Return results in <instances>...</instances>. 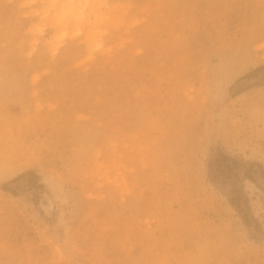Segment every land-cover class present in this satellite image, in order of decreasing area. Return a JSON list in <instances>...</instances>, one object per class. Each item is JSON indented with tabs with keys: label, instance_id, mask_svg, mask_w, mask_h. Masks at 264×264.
<instances>
[{
	"label": "rangeland",
	"instance_id": "1",
	"mask_svg": "<svg viewBox=\"0 0 264 264\" xmlns=\"http://www.w3.org/2000/svg\"><path fill=\"white\" fill-rule=\"evenodd\" d=\"M0 264H264V0H0Z\"/></svg>",
	"mask_w": 264,
	"mask_h": 264
},
{
	"label": "trees",
	"instance_id": "2",
	"mask_svg": "<svg viewBox=\"0 0 264 264\" xmlns=\"http://www.w3.org/2000/svg\"><path fill=\"white\" fill-rule=\"evenodd\" d=\"M228 160H229V159H228L226 156H222V155H221L220 158H219V160H217V165H216L217 168H221L222 166H224V163H223V162L228 161ZM231 162H232L233 165H237V164H238V162L235 161V160H231ZM28 175L37 178L36 174H34L33 172H29ZM38 185H39V187H41L40 184H38ZM3 189H4V190H7V186H6V185L3 186Z\"/></svg>",
	"mask_w": 264,
	"mask_h": 264
}]
</instances>
